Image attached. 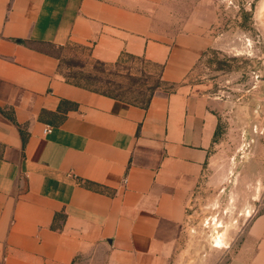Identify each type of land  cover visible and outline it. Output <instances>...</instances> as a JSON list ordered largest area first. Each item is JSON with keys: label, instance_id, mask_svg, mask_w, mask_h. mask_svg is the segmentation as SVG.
Listing matches in <instances>:
<instances>
[{"label": "crops", "instance_id": "1", "mask_svg": "<svg viewBox=\"0 0 264 264\" xmlns=\"http://www.w3.org/2000/svg\"><path fill=\"white\" fill-rule=\"evenodd\" d=\"M164 2L0 0V264L172 261L218 125L185 83L216 16L205 24L213 1L198 0L170 38L153 29ZM69 46L142 58L180 85L146 108L74 86L57 72ZM225 264H264V214Z\"/></svg>", "mask_w": 264, "mask_h": 264}, {"label": "rangeland", "instance_id": "2", "mask_svg": "<svg viewBox=\"0 0 264 264\" xmlns=\"http://www.w3.org/2000/svg\"><path fill=\"white\" fill-rule=\"evenodd\" d=\"M197 1L165 0L153 29L172 38ZM211 1L203 6V22L210 24L208 12L216 17L185 83L213 101L218 125L170 264H225L240 253L254 218L264 214V0ZM55 55L67 83L134 104L145 103L151 89L171 93L180 85L165 81L163 68L142 58L100 64L76 46ZM215 219L223 225L218 231L225 232V248L213 246Z\"/></svg>", "mask_w": 264, "mask_h": 264}, {"label": "bare ground", "instance_id": "3", "mask_svg": "<svg viewBox=\"0 0 264 264\" xmlns=\"http://www.w3.org/2000/svg\"><path fill=\"white\" fill-rule=\"evenodd\" d=\"M261 12L264 13V2H263V7L261 9ZM262 18V17H261ZM247 216H250V212H248ZM216 220V219H215ZM214 230L216 232L215 236H214V240H213V246L214 248H225L226 242H225V232L223 231H218V229L223 228L222 224H219V221L216 220V222L214 223Z\"/></svg>", "mask_w": 264, "mask_h": 264}, {"label": "trees", "instance_id": "4", "mask_svg": "<svg viewBox=\"0 0 264 264\" xmlns=\"http://www.w3.org/2000/svg\"><path fill=\"white\" fill-rule=\"evenodd\" d=\"M128 57H131V56H128ZM132 58H133V57H132ZM120 62H121V59H120L119 61H117L116 63H114V64L117 65V64H119ZM98 63H100V62H98ZM100 64H104V63H100ZM160 80L162 81V77L160 78ZM150 91H151V93H150V95L148 96V99L146 100L145 103H143V104H135V105H138V106H141V107H143V108H146V107L148 106V104L150 103L152 97L154 96L155 92H156L154 89H151ZM103 95H105V94H103ZM105 96H108V95H105ZM108 97H111V98H113V99H117V100H121V99H118V98H116V97H112V96H108ZM121 101H124V100H121ZM124 102H128V101H124ZM128 103H130V102H128ZM131 104H134V103H131Z\"/></svg>", "mask_w": 264, "mask_h": 264}, {"label": "built area", "instance_id": "5", "mask_svg": "<svg viewBox=\"0 0 264 264\" xmlns=\"http://www.w3.org/2000/svg\"><path fill=\"white\" fill-rule=\"evenodd\" d=\"M52 131V128L51 127H46L45 129H44V133L45 134H48V133H50Z\"/></svg>", "mask_w": 264, "mask_h": 264}]
</instances>
